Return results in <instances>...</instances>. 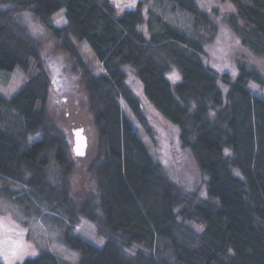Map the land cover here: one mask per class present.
I'll return each mask as SVG.
<instances>
[{
  "label": "trees",
  "instance_id": "obj_1",
  "mask_svg": "<svg viewBox=\"0 0 264 264\" xmlns=\"http://www.w3.org/2000/svg\"><path fill=\"white\" fill-rule=\"evenodd\" d=\"M146 1L120 11L112 0H0V69L26 71L29 58L37 67L15 94L0 95V177L65 218L61 240L80 253L70 262L42 249L17 264H264V99L248 88L250 81L264 87V73L245 62L234 78L212 69L203 61L204 38L184 34L157 8L185 11L208 27L194 0ZM230 1L236 12L227 23L263 58L264 0ZM60 10L65 24L57 27L51 18ZM24 11L45 25L80 77L95 131L82 156L55 122L66 108L61 92L51 106L49 69ZM74 41L86 42L103 74L90 70ZM124 66L140 94L127 85ZM172 70L178 79L168 77ZM144 103L171 128L162 147L192 157L203 193L172 180L141 141L123 104L153 140ZM79 220L92 224L101 245L72 233Z\"/></svg>",
  "mask_w": 264,
  "mask_h": 264
},
{
  "label": "rangeland",
  "instance_id": "obj_2",
  "mask_svg": "<svg viewBox=\"0 0 264 264\" xmlns=\"http://www.w3.org/2000/svg\"><path fill=\"white\" fill-rule=\"evenodd\" d=\"M117 3L118 9L126 10L135 8L139 1L143 0H112ZM198 7L206 13L209 22L208 27L200 24L195 25V19L191 14L185 11L176 10L170 12L168 8L157 7L165 19L169 21L175 28L184 34L199 38L203 37V46L207 57L203 61L212 69L217 71H225L231 78L236 76L238 72L237 62H245L249 65L257 67L264 73V57L254 55L247 47L238 42V38L234 34L231 26L227 23V18L235 14V6L230 0H194ZM149 3L155 5V0H149ZM147 1L145 4L149 5ZM132 5V6H129ZM167 5V3H165ZM4 7L5 5H1ZM169 7V6H167ZM29 34L41 44L42 58L49 69L52 80L50 87V103L54 110L57 109L59 97L62 105L66 108V117L64 121L55 119L56 124L62 128L65 137L73 153L74 129L81 127L87 138V147L90 148L93 142L94 125L90 121L89 114L82 106V98L85 96L82 82L78 74L71 71L70 61H67V55L63 51L54 49L53 40L45 27V25L35 18L31 12L24 11L22 13ZM63 10L53 15L51 20L54 25L61 27L65 24ZM60 21V23H57ZM216 27L215 34L210 37L208 32L211 25ZM207 30H205V29ZM210 28V29H209ZM200 39V38H199ZM77 50L81 54L83 60L90 67L95 75L103 74L104 69L100 62L96 59L86 42L74 41ZM33 58H29V68L24 71L19 66L14 67L11 71L0 69V95L10 97L15 94L27 80L34 76L37 67ZM122 70L126 73L127 85L140 94L141 86L134 74L132 68L124 66ZM168 77L172 80L178 79L176 72L172 70ZM223 90H226L225 84L219 83ZM248 88L252 95L264 99V87L259 86L253 81L248 82ZM62 92L65 94L62 96ZM147 103H144V113L146 115L147 125L153 135H148L143 128L139 126L137 121L132 117L128 108L123 104L125 113L132 121L135 131L139 135L151 153L152 157L159 161L164 167L167 175L174 181L178 182L186 189H197L200 193L204 192V183L202 176L195 165L192 157L186 152L174 153L169 146L162 147L168 139L167 133L171 132L170 126L160 117V115ZM56 112V111H55ZM40 138V134L31 135L29 142L36 141ZM0 218L3 219V227H0V240L11 239L19 241L23 245L22 253L14 264L20 263L27 257H32L39 250L53 251L58 258L77 262L80 258L78 251L66 247L61 235L63 229L67 226V221L62 216L53 213L44 203L36 201L31 194L29 188L13 182L9 179L0 177ZM72 233L95 244L101 245L102 239L99 238L91 223L86 220H79L76 225L71 226ZM5 249L7 245L3 246ZM0 263L8 264V261L0 256Z\"/></svg>",
  "mask_w": 264,
  "mask_h": 264
},
{
  "label": "snow or ice",
  "instance_id": "obj_3",
  "mask_svg": "<svg viewBox=\"0 0 264 264\" xmlns=\"http://www.w3.org/2000/svg\"><path fill=\"white\" fill-rule=\"evenodd\" d=\"M132 6V5H129ZM60 23V21H57ZM0 227H3V219L0 218ZM7 245L8 247L5 249L3 246ZM23 245L16 240L4 239L0 240V256H3L8 264H14V261L19 258L22 253ZM35 255V253H32Z\"/></svg>",
  "mask_w": 264,
  "mask_h": 264
},
{
  "label": "water",
  "instance_id": "obj_4",
  "mask_svg": "<svg viewBox=\"0 0 264 264\" xmlns=\"http://www.w3.org/2000/svg\"><path fill=\"white\" fill-rule=\"evenodd\" d=\"M74 135V144H73V153L74 155L82 156L84 155L87 147V138L83 133V129L78 127V129H74L72 133Z\"/></svg>",
  "mask_w": 264,
  "mask_h": 264
}]
</instances>
